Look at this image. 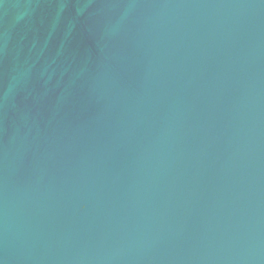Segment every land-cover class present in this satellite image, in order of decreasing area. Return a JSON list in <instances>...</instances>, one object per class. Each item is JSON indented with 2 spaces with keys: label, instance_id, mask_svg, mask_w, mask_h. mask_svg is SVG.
<instances>
[{
  "label": "water",
  "instance_id": "obj_1",
  "mask_svg": "<svg viewBox=\"0 0 264 264\" xmlns=\"http://www.w3.org/2000/svg\"><path fill=\"white\" fill-rule=\"evenodd\" d=\"M0 264H264V0H0Z\"/></svg>",
  "mask_w": 264,
  "mask_h": 264
}]
</instances>
